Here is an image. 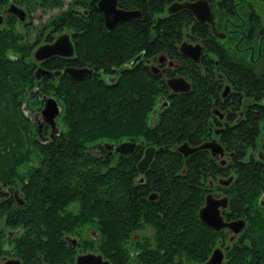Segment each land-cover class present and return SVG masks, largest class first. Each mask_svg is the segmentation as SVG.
Returning <instances> with one entry per match:
<instances>
[{
  "label": "trees",
  "instance_id": "16d2710c",
  "mask_svg": "<svg viewBox=\"0 0 264 264\" xmlns=\"http://www.w3.org/2000/svg\"><path fill=\"white\" fill-rule=\"evenodd\" d=\"M127 1L144 9L143 20H128L108 30L96 8L86 17L73 7L54 20L79 31L78 53L82 61L95 65L115 63L149 37L156 41L154 47L178 39L179 17H159L169 0ZM213 48L221 69L243 74V87L264 89V72L257 79L252 69L233 68L228 52L215 43ZM29 55L28 39L15 28L0 31V181L9 187L0 217L6 215L10 224L23 227L15 241L19 254L30 264L37 263L38 253L46 256L47 264H75V249L63 240L66 233L80 236L83 250L101 251L114 264H191L204 262L216 246L226 243L225 229L215 230L199 217L208 175L221 168L226 172L225 167L209 158L206 148L185 157L175 147L185 135L198 143L203 129L195 128L199 122L206 126L207 95L212 91L217 95V87L194 74L206 96L174 97L171 109L154 125L151 115L157 110L158 86L140 71L126 72L114 84L98 77L70 80L65 74L57 80L47 78L40 87L58 99L62 111L60 130L51 136L45 127L43 139L32 115L40 108L39 97L28 95L35 83ZM248 116L247 122L228 132L226 141L239 159L231 183V201L238 212L247 210L246 203L256 206L264 186L258 163L240 161L259 130L258 115ZM127 139L139 141L136 150L110 152L107 143ZM148 144L159 149L141 180L137 158ZM38 178L41 183L35 182ZM16 189L23 193L24 204L14 201ZM151 192H156L155 199L149 197ZM249 220L250 234L234 242L238 246L226 251L223 264H264V214L256 212ZM87 228L96 229L98 238L84 234ZM134 231L146 232L133 238Z\"/></svg>",
  "mask_w": 264,
  "mask_h": 264
},
{
  "label": "flooded vegetation",
  "instance_id": "af4514ba",
  "mask_svg": "<svg viewBox=\"0 0 264 264\" xmlns=\"http://www.w3.org/2000/svg\"><path fill=\"white\" fill-rule=\"evenodd\" d=\"M46 1L47 0H0V31L4 32L7 28L13 27L22 35L23 40L25 38L28 39V45L30 46L29 56L31 58L35 77L34 87L29 89L28 95L39 97L40 108L33 112L36 114L37 127H39L38 124L40 122L43 124L41 127L42 131L48 126L50 129L49 132H52L51 124L44 120L40 111L44 105V96L53 94L42 91L40 82L47 78L57 80L64 74L70 80H74L72 75L65 71V68L68 66L85 67L92 70L91 72L88 71L85 76L78 79V81L86 80L91 77H98L108 84H114L120 81L121 76L126 72L140 71L144 73L148 80L154 81L158 86L157 95L159 100L156 105L157 110L151 115V122L154 125L162 121L163 113L166 112L167 109H171V105L174 103V97L181 100V98L190 94H193L196 99H200L204 95L206 96L207 92H204L206 90L200 88V84L203 83L200 82L198 78L194 79V74L203 79L206 78L211 88H218L217 95H215L213 91L207 95L210 100V105L206 114V126L204 127L203 124L199 122L195 128L197 130L203 129L201 135L197 138L199 140L198 143H193L190 140L193 136L185 135L182 140L175 143V147L182 152L185 157H188L198 153L202 148L185 153L187 147L185 148L184 146L185 150L180 149V146L184 143H188V147H193L199 146L206 141L217 139L224 146V152L222 154H213L209 148H206L210 155L209 158H217L219 164L225 167L226 171H222L221 168L217 170L213 176L208 175L206 186L208 189L206 195L208 193H213L215 196L226 195L228 197V203L227 206L221 210L225 219L228 221L240 218L245 220V226L237 233L230 226L224 228L226 232V243L222 245L219 244L218 246L224 249L226 255L227 250H230L233 246H238L234 244L236 240H239V238L245 239L247 233L248 235L250 234V216L255 215L256 212L264 214V186L258 195L256 206H249V203H246L245 206L247 210L238 212L235 209L234 203L231 201V190L234 188L231 183L235 179L238 168L235 164L239 159L236 158L237 154L235 150L231 148V145L226 143L228 132L247 122L250 112L254 115H258V135L255 137L254 144L247 147L240 161L244 165L251 162L258 163L262 170L264 180V152H257V155L250 152V148H254L256 142L261 143L264 149V113H261V109H264V89L249 90L243 87L242 79L244 77H237L236 74L238 73L233 74L230 71L228 72L224 67L221 69L218 53H216L213 48V43L221 46L228 52V61L233 68L247 72L248 69L253 70L255 66L260 65L261 69L258 75L255 73L256 78L259 79L264 72V0H206L211 14L209 12L206 13L205 19H200L187 7H181L174 11L169 9L171 4L175 2H194L197 0H169L166 3V7H164V11L159 14V17L163 20L171 17H179L178 25L181 32L178 39L171 42L173 45L172 48L170 47L171 44L167 45L165 43L154 47L153 45L156 41L154 38L149 37L125 57L118 58L115 63L110 64L109 62H103L100 65H95L88 60L85 62L82 61L78 53V41L76 38L79 31L72 27L62 25L60 22L61 19L59 21L53 19L52 21H55V24H52L48 29H46L48 24H43L41 27L35 26L36 12L41 9V6L44 5L45 7L48 5L45 3ZM92 1V5H89V0H73L60 13H64L70 7H73L72 9L78 14L88 17L93 12V9L96 8L102 16L104 27L108 30L117 29L123 26V23L128 20L140 21L145 18L144 9L137 3L127 0H118V7L138 9L141 13L135 18L121 21L114 28H109L106 26L104 13L98 5L99 0ZM56 2L59 4L60 0H56ZM130 3H132V6L129 5ZM203 7V5L199 6V13L202 15L205 13ZM209 15L211 19L208 17ZM34 27H36V36L32 40L31 30ZM65 32L69 33L73 43V55L54 54L44 59H37L35 57V51L41 44L53 42L58 36ZM184 42L189 43L188 47H185L189 53L181 49ZM170 81H175L176 85L180 84L181 89H174ZM44 136L45 135H43L42 138L46 139L47 137ZM141 142L143 141L141 140ZM138 144L139 141H137L134 150H136ZM149 145H156L158 147L157 144H148L140 149L141 151L137 158L138 161ZM225 156L226 158L228 157V159H226ZM149 168L143 175L139 170V178L141 180L144 179ZM224 176L227 178H223ZM230 177H232L231 180L225 183L224 181ZM202 179H204V177H202ZM12 197L18 204H24L25 202L23 193L17 189L12 191ZM149 197L155 199V197H157L156 192L149 193ZM8 199L9 187L0 181V206L4 208ZM5 213L6 212H4V214ZM22 230L23 227L20 225L14 226L10 224L9 218H7L6 215L0 217V264H9L11 262L12 264H30L22 254H19L20 251L15 245L16 237ZM245 231L246 234L243 235ZM145 232L146 231H134L133 238L140 237ZM84 234L92 236L95 239L99 236L98 231L94 228H87ZM148 234H152V232L149 231ZM62 236L65 243L75 249V264H77V256L86 252L100 253L104 258L109 259L105 257L104 253L101 251L93 249L83 250L80 245V236L66 233ZM225 246H228V249H226ZM37 257L38 260L35 264H47L46 256L38 253ZM224 260L225 256L222 264ZM110 261L112 262V260ZM112 264L114 263L112 262Z\"/></svg>",
  "mask_w": 264,
  "mask_h": 264
},
{
  "label": "water",
  "instance_id": "95a60500",
  "mask_svg": "<svg viewBox=\"0 0 264 264\" xmlns=\"http://www.w3.org/2000/svg\"><path fill=\"white\" fill-rule=\"evenodd\" d=\"M100 9L104 13V18L106 21V26L109 28H114L120 23L121 21L128 20L130 18H135L136 16L140 15V10L138 9H127V8H120L117 6L118 0H99L98 2ZM203 5L204 7V15L199 13V6ZM181 7H187L192 10L197 17L200 19H205V14L210 13V8L206 0H197L194 2L184 1L179 3H173L169 7L171 11L175 9H179ZM210 18V15L208 16ZM211 19V18H210ZM189 43L184 42L181 46V49L189 53L185 47H188ZM73 43L70 39L69 33L65 32L57 37L56 40L50 43L41 44L35 51V57L37 59H44L54 54H61V55H71L73 53ZM65 71L68 72L74 80H77L85 76L88 71H92L88 68H79V67H71L68 66L65 68ZM180 80V79H179ZM182 80V79H181ZM176 81V80H175ZM175 81H170L171 86L178 90L181 89L180 84L176 85ZM41 114L45 121H48L52 126L51 136H53L56 132L59 131V126L57 125V117L61 112V105L57 98L54 95H45L44 96V105L41 109ZM42 122L38 124L40 130L42 127ZM187 144V145H186ZM137 145L136 140H123L118 144L114 143H107V146L114 151L119 152L121 154H127L134 150L135 146ZM185 150V153H189L195 151L200 148H209L213 154L223 153L224 146L220 141L217 139H212L210 141H206L199 146L188 147V143H184L180 146V149ZM159 149L156 145H149L146 147L144 154L138 161V168L140 173L143 175L145 171L149 168L151 162L154 159L155 153ZM112 151V150H111ZM262 152V151H261ZM232 177L226 179L224 182L228 183ZM228 197L226 195L223 196H215L213 193H208L205 198L204 204L199 209V217L200 219L215 230H221L225 227H232L234 231L237 233L243 229L245 226L244 219H236L228 221L225 219L223 213L221 212L227 206ZM228 249V246H225ZM225 256L224 249L222 247H216L212 251L211 255L207 260L204 262H194L192 264H222L223 259ZM10 262V261H9ZM7 262V263H9ZM18 262V261H16ZM19 263V262H18ZM9 264H12L9 263ZM21 264V263H20ZM77 264H112L109 259H106L100 253L94 252H86L79 254L77 256Z\"/></svg>",
  "mask_w": 264,
  "mask_h": 264
},
{
  "label": "rangeland",
  "instance_id": "374dc122",
  "mask_svg": "<svg viewBox=\"0 0 264 264\" xmlns=\"http://www.w3.org/2000/svg\"><path fill=\"white\" fill-rule=\"evenodd\" d=\"M73 0H60V2H59V4H57V5H55V4H53V5H51V6H49V5H47V6H45L44 7V5L43 6H41V11L40 10H38L36 13V18H35V26L36 27H41L43 24H48L47 25V27H46V29H48V27H50V26H52V20L53 19H55V18H57L61 13V11L63 10V9H65V7L70 3V2H72ZM52 15V16H51ZM50 21V22H49ZM36 27H34L32 30H31V38H32V40L34 39V37L36 36ZM45 29V30H46ZM260 69H261V66L260 65H258V66H255L254 68H253V70H254V73H256L257 75H258V72L260 71ZM236 76L237 77H244L243 75H241V74H236ZM32 113V112H31ZM32 115L35 117L36 116V114L35 113H32ZM39 117V116H38ZM185 125V124H184ZM44 134V133H43ZM264 152V149L262 148V146H261V143H255V147L254 148H250V152H252V153H254L255 155H257V152ZM225 158H226V156H225ZM226 159H228V157L226 158ZM248 177V179L250 178L249 177V175L247 176ZM223 178H227L226 176H224ZM36 183H41L42 182V179H40V178H38V180L36 179V181H35ZM98 236V235H97ZM53 261L55 262V263H57L58 261H57V259L55 258V259H53ZM53 262V263H54Z\"/></svg>",
  "mask_w": 264,
  "mask_h": 264
},
{
  "label": "bare ground",
  "instance_id": "6f19581e",
  "mask_svg": "<svg viewBox=\"0 0 264 264\" xmlns=\"http://www.w3.org/2000/svg\"><path fill=\"white\" fill-rule=\"evenodd\" d=\"M73 55V54H72ZM90 74V73H89ZM194 147V146H193ZM185 150V149H184ZM23 201V200H22ZM240 219H242V218H240Z\"/></svg>",
  "mask_w": 264,
  "mask_h": 264
}]
</instances>
